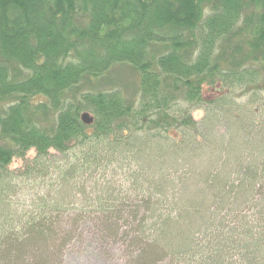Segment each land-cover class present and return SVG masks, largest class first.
<instances>
[{
    "label": "trees",
    "instance_id": "trees-1",
    "mask_svg": "<svg viewBox=\"0 0 264 264\" xmlns=\"http://www.w3.org/2000/svg\"><path fill=\"white\" fill-rule=\"evenodd\" d=\"M116 65L136 100L100 86ZM87 223L132 264H264V0H0V264H55Z\"/></svg>",
    "mask_w": 264,
    "mask_h": 264
},
{
    "label": "rangeland",
    "instance_id": "rangeland-1",
    "mask_svg": "<svg viewBox=\"0 0 264 264\" xmlns=\"http://www.w3.org/2000/svg\"><path fill=\"white\" fill-rule=\"evenodd\" d=\"M136 77L135 71L129 66L116 65L112 67L109 72L101 76L99 80L102 88H118L123 93L125 98L136 100ZM207 90L208 89L206 87V97L212 99L214 97L213 94L211 91ZM88 113L92 116L90 112ZM191 114L196 121H200L205 115V112L203 109H198L192 110ZM218 129L220 131L222 130L220 127L217 128V130ZM34 155L35 151L32 149L26 154L25 159L14 158L9 165V169L16 171L22 168V166L26 163V160L31 159ZM52 155L63 160L56 152ZM57 158L50 157L52 160H56ZM109 166V169L105 171L106 174L104 175V179H111L110 181L114 182L115 185L126 187L128 183L126 177L129 175V171L134 168L133 163H127L121 167L117 164H111ZM51 180L52 177H47L44 180L38 179L37 181L19 178L18 184L20 190L15 197H13V204L18 210L29 208L28 204L33 198L35 201H38L37 195L46 192V190L49 191L48 188L50 187L47 186V183L52 182ZM101 180L102 179L99 181L101 182ZM83 234L84 236L82 235L81 238L75 239L73 243H70L64 249L62 256L58 258L55 264H132L129 259L127 248L124 247V244L121 241L112 243L107 238L99 237L100 235L98 236L97 230L92 223H87L85 225Z\"/></svg>",
    "mask_w": 264,
    "mask_h": 264
},
{
    "label": "water",
    "instance_id": "water-1",
    "mask_svg": "<svg viewBox=\"0 0 264 264\" xmlns=\"http://www.w3.org/2000/svg\"><path fill=\"white\" fill-rule=\"evenodd\" d=\"M81 120H82V122H84L86 124H90V123H92L93 118L88 112L84 111L81 113Z\"/></svg>",
    "mask_w": 264,
    "mask_h": 264
},
{
    "label": "bare ground",
    "instance_id": "bare-ground-1",
    "mask_svg": "<svg viewBox=\"0 0 264 264\" xmlns=\"http://www.w3.org/2000/svg\"><path fill=\"white\" fill-rule=\"evenodd\" d=\"M93 117V116H92Z\"/></svg>",
    "mask_w": 264,
    "mask_h": 264
}]
</instances>
